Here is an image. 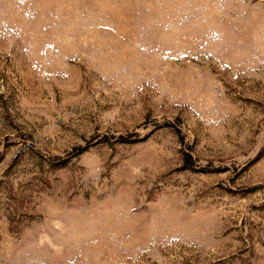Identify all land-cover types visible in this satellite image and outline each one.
<instances>
[{"label": "rangeland", "instance_id": "1", "mask_svg": "<svg viewBox=\"0 0 264 264\" xmlns=\"http://www.w3.org/2000/svg\"><path fill=\"white\" fill-rule=\"evenodd\" d=\"M0 264H264V0H0Z\"/></svg>", "mask_w": 264, "mask_h": 264}, {"label": "trees", "instance_id": "2", "mask_svg": "<svg viewBox=\"0 0 264 264\" xmlns=\"http://www.w3.org/2000/svg\"><path fill=\"white\" fill-rule=\"evenodd\" d=\"M117 142L120 143V144H125L128 141H127V139H125V138L122 137ZM188 158H189V160H188ZM187 163H189V164L191 163V157H189V156H187Z\"/></svg>", "mask_w": 264, "mask_h": 264}]
</instances>
